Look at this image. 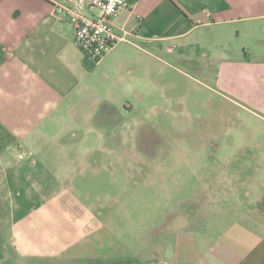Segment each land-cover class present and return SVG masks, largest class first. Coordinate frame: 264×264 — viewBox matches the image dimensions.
Listing matches in <instances>:
<instances>
[{"label": "crops", "instance_id": "obj_1", "mask_svg": "<svg viewBox=\"0 0 264 264\" xmlns=\"http://www.w3.org/2000/svg\"><path fill=\"white\" fill-rule=\"evenodd\" d=\"M113 22L125 39L87 69L72 26L52 0H0V147L27 145L35 160H47L48 153L38 150L48 143L46 130L67 120V113L77 119L72 112L78 106L88 117L98 111L86 108L93 102L89 95L96 94L90 82L96 71L110 93L138 95L163 46L180 45L181 58L198 65L206 41L209 54L220 57L213 48L224 32L264 40V0H137ZM249 57L246 52L239 59L247 64ZM68 154L74 167L90 156ZM24 159L16 163L0 149V192L8 193L4 200L10 205L23 208L11 219L14 248L12 256L5 254L20 261L11 264L60 263L62 257L89 259L88 264H264V168L229 171L227 182L217 177L176 207L168 202L163 226L150 234L160 244L146 255L138 248L111 249L117 240L95 230L94 206L74 194L78 188L62 185L72 182L71 172L61 182L62 163L37 168L34 160ZM14 192L19 202L10 197ZM28 193L37 197L29 207L21 203Z\"/></svg>", "mask_w": 264, "mask_h": 264}, {"label": "rangeland", "instance_id": "obj_2", "mask_svg": "<svg viewBox=\"0 0 264 264\" xmlns=\"http://www.w3.org/2000/svg\"><path fill=\"white\" fill-rule=\"evenodd\" d=\"M219 35L213 49L221 51L220 57L209 54L206 41L201 50L206 55L197 58L198 65L181 58L180 45L157 49L138 95L110 93L99 81V71L94 72L90 82L96 94L89 95L94 103L86 108L96 106L98 111L88 117L78 106L72 112L77 119L67 113V120L46 130L48 143L38 150L48 153L47 160H35L27 145L0 149L16 163L29 157L37 168L62 163L61 182L72 173L71 184L62 185L78 188L74 194L94 206L95 230L117 240L111 249L138 248L152 254L160 243L150 234L163 226L168 202L190 198L217 177L227 182L229 171L264 168V40L236 38L230 32ZM246 52L251 59L244 64L239 58ZM87 151L91 158L76 161L86 164L74 167L75 161L68 160V153L82 157ZM7 194L0 192V264L20 262L8 258L14 248L11 219L21 216L23 208L4 200ZM28 194L29 200L21 203L29 207L37 197ZM10 197L19 202L17 193ZM63 223L64 217L62 234ZM89 262L62 257L60 263L46 264Z\"/></svg>", "mask_w": 264, "mask_h": 264}, {"label": "built area", "instance_id": "obj_3", "mask_svg": "<svg viewBox=\"0 0 264 264\" xmlns=\"http://www.w3.org/2000/svg\"><path fill=\"white\" fill-rule=\"evenodd\" d=\"M137 0H52L73 28V43L91 62H98L125 36L119 35L114 17ZM95 9L97 15L87 11ZM23 154H19L22 159Z\"/></svg>", "mask_w": 264, "mask_h": 264}, {"label": "trees", "instance_id": "obj_4", "mask_svg": "<svg viewBox=\"0 0 264 264\" xmlns=\"http://www.w3.org/2000/svg\"><path fill=\"white\" fill-rule=\"evenodd\" d=\"M94 62H90L87 58H86V61H85V66L87 69H91L94 67Z\"/></svg>", "mask_w": 264, "mask_h": 264}]
</instances>
